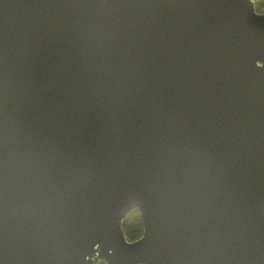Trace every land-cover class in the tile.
<instances>
[{"label":"water","instance_id":"obj_1","mask_svg":"<svg viewBox=\"0 0 264 264\" xmlns=\"http://www.w3.org/2000/svg\"><path fill=\"white\" fill-rule=\"evenodd\" d=\"M97 245L106 264H264L253 0H0V264Z\"/></svg>","mask_w":264,"mask_h":264},{"label":"trees","instance_id":"obj_2","mask_svg":"<svg viewBox=\"0 0 264 264\" xmlns=\"http://www.w3.org/2000/svg\"><path fill=\"white\" fill-rule=\"evenodd\" d=\"M259 12L264 13V0H254ZM123 230L130 241L139 239L143 235L144 226L138 210L133 211L124 221Z\"/></svg>","mask_w":264,"mask_h":264},{"label":"bare ground","instance_id":"obj_3","mask_svg":"<svg viewBox=\"0 0 264 264\" xmlns=\"http://www.w3.org/2000/svg\"><path fill=\"white\" fill-rule=\"evenodd\" d=\"M256 10H257V8H256ZM135 210H138V209L135 208L133 211H135ZM133 211H132V212H133ZM132 212H130V213L124 218V220H125V219H126V218H127ZM138 212H139L140 215H141V212H140L139 210H138ZM141 218H142V215H141ZM124 220H123V221H124ZM142 222H143V219H142ZM143 226H144V224H143ZM122 229H123V224H122ZM123 232H124V230H123ZM144 232H145V228H144V231H143V235H142L139 239L134 240V241H130V240L127 238L125 232H124V234H125V237H126V240H127V241H129V242H131V243H134V242H136V241H138V240H140V239H142V238L144 237ZM100 252H101L100 247H99V245H97V246L95 247V250H94V253H93V256H92V260H94L95 258H97V259H103L104 261H106L104 258L101 257ZM141 264H146V263H141Z\"/></svg>","mask_w":264,"mask_h":264},{"label":"rangeland","instance_id":"obj_4","mask_svg":"<svg viewBox=\"0 0 264 264\" xmlns=\"http://www.w3.org/2000/svg\"><path fill=\"white\" fill-rule=\"evenodd\" d=\"M253 1H254V0H253ZM254 3H255V1H254ZM255 6H256V4H255ZM257 12H258V13H261V12H259L258 10H257ZM261 14H264V13H261ZM259 65H262V63L259 62ZM94 260H95V261H93L92 264H106V261H104L103 259H97V258H95Z\"/></svg>","mask_w":264,"mask_h":264}]
</instances>
